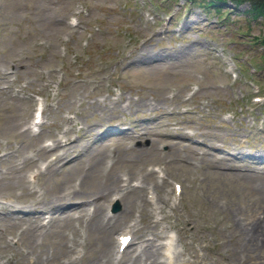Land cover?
I'll return each mask as SVG.
<instances>
[{"label":"rangeland","instance_id":"rangeland-1","mask_svg":"<svg viewBox=\"0 0 264 264\" xmlns=\"http://www.w3.org/2000/svg\"><path fill=\"white\" fill-rule=\"evenodd\" d=\"M247 6L218 20L184 0H0V202H45L79 179L91 164L84 152L68 179L34 169L59 153L40 145L70 130L64 138L72 145L111 152V177L164 182L148 181L140 192L152 191L158 223L131 212L114 238L123 225L143 235L167 230L175 234L170 264H236V257L259 264L243 252L233 221L236 213L249 223L264 212V161L240 159L264 155V24L244 17ZM40 95L44 125L22 136ZM131 99L149 107L127 111ZM34 172L38 181L27 182ZM106 176L98 172L80 189L93 199ZM172 182L181 186L178 198L159 203L163 194L173 197ZM116 203L115 217L122 204L99 201L102 211ZM10 221L0 214V264H117L104 258L105 236L78 219H57L39 235L37 223L34 233ZM165 239L129 246L118 264H168ZM78 245L82 257L72 262Z\"/></svg>","mask_w":264,"mask_h":264},{"label":"bare ground","instance_id":"bare-ground-1","mask_svg":"<svg viewBox=\"0 0 264 264\" xmlns=\"http://www.w3.org/2000/svg\"><path fill=\"white\" fill-rule=\"evenodd\" d=\"M148 107L149 106L144 101L131 99L126 105V110L131 111L132 108L141 110ZM28 118L29 116L27 119H23L24 122L22 123L21 121L19 126H25L27 120H29ZM68 120H70V123H73L71 119ZM40 125L42 126V123ZM30 130V126L24 127L20 132V135H28ZM91 130H93V128L89 131ZM69 132L70 130L62 133L63 136H59L57 134L52 136V148H49V146H42L38 150L43 153H52L55 148L59 150V153L52 155V157L51 155L44 157L45 160L43 159V162L45 166L43 172L50 171L55 174H63V179H68L72 171L79 168L78 165L82 164V158H79V153L84 152L83 157L86 156L90 160L91 164L89 163L88 167L81 171L82 175H80L77 182L72 181L69 186L64 189L62 188L61 192L58 195L56 194L51 200H47L45 202L37 200L32 203L23 204L26 205V207L23 208L26 213L22 215V217H19V214L21 215L20 212L15 211L17 209L16 207H12L16 209L11 208L12 210H9V207L11 206L8 199L1 202L2 205L0 208H3L2 212L5 213L4 216H6L9 220L11 219V221H14L19 219L21 223L27 225V228L34 233L35 229L32 227H35L34 223H37L36 234L38 235L44 231L50 230L54 223H56L55 221L57 219L61 222L67 221L69 218L78 219V221H80L85 228L93 229L94 231L98 230L105 236V238L103 237L105 239L104 252L105 254L112 256V254L114 255L113 252L115 246L113 233L119 227V223L124 220L129 213L133 212L136 207H140L143 218L148 220V215L146 214L147 201L144 196L140 194V192L143 187L142 184L149 178L146 179L147 177L144 176L142 180H140V183L135 185L133 188L121 185L122 180L119 177H111V175L107 174L110 163L112 162V159H110L111 152L102 151V145L97 146L91 151H86L85 148L88 147L87 144H84L81 147L72 145L71 140L64 138L67 134L69 135ZM104 132L105 130L103 133ZM88 134L90 135V132ZM137 137L139 136H136V138ZM63 138L65 140H63ZM70 165H72V167H70ZM34 169L37 170V166H34ZM98 172L103 176L107 175L105 178L107 182L104 184V187L102 185V188L97 191L94 198L90 199L84 194L85 192L80 189V184L81 181L84 184L86 181L94 180L96 173L98 174ZM40 174L42 175L43 173L40 172ZM37 175L38 174L34 176L35 179H37ZM150 182L157 188L160 187V184L164 183L163 181L156 182L154 178H151ZM163 195L165 196L167 194ZM114 196L118 197L113 198ZM107 198L119 200L122 204L121 211L117 217L108 218L106 217L107 214L105 215L101 212L102 210L100 209L99 201ZM161 199L165 200L164 197ZM233 212L235 214L238 211L234 210ZM45 215H48L49 218L44 224H42L41 222L44 219L43 216ZM235 217L233 218L234 225L236 229L240 231V236L243 238L242 241L244 242L243 252L246 253L248 259L259 262V264H264V212L262 217L261 215L254 217L249 223H245L243 219L239 218L238 213L235 214ZM3 224V222H0V230L3 228ZM61 225H63V223ZM61 225H59V227ZM126 234L128 235V233ZM141 238L142 237L136 236L134 240H138L139 244L147 242V240ZM241 255L242 254L238 255V257L240 258ZM235 263H239V259L237 257L235 258Z\"/></svg>","mask_w":264,"mask_h":264},{"label":"trees","instance_id":"trees-1","mask_svg":"<svg viewBox=\"0 0 264 264\" xmlns=\"http://www.w3.org/2000/svg\"><path fill=\"white\" fill-rule=\"evenodd\" d=\"M190 4L201 6L205 9H213L216 12H219L221 7L224 6L226 0H187ZM235 3V6L243 4L245 2L249 3V9L244 12V15L247 16L252 21L260 19L258 25L264 24V0H231ZM261 26V25H260Z\"/></svg>","mask_w":264,"mask_h":264}]
</instances>
